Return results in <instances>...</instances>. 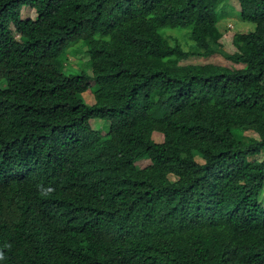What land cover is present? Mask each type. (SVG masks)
I'll use <instances>...</instances> for the list:
<instances>
[{
	"label": "trees",
	"instance_id": "obj_1",
	"mask_svg": "<svg viewBox=\"0 0 264 264\" xmlns=\"http://www.w3.org/2000/svg\"><path fill=\"white\" fill-rule=\"evenodd\" d=\"M226 1L0 0V264H264V0L234 52Z\"/></svg>",
	"mask_w": 264,
	"mask_h": 264
},
{
	"label": "rangeland",
	"instance_id": "obj_2",
	"mask_svg": "<svg viewBox=\"0 0 264 264\" xmlns=\"http://www.w3.org/2000/svg\"><path fill=\"white\" fill-rule=\"evenodd\" d=\"M36 15L37 12L34 8L29 7L27 5H23L22 16L24 18L27 17L34 18L36 17ZM219 25L221 31L223 32V37L221 41L223 43L226 52H234L236 50V47L233 43V37L236 33L248 31L255 27V24L253 22L244 20L241 17V5L239 0L226 1V3L223 6L222 17L219 21ZM165 33L173 38H177L186 48L195 45V41L191 38L190 30L188 29L166 30ZM82 44H83L82 41L74 44L66 51L65 55L62 57L64 60L67 59V56L70 57V59L69 60L67 59L65 62V65L67 66L66 72L68 73L78 72V71H82L83 69L86 70L88 73L92 72L89 66V53L87 51V45H82ZM208 62L227 65L230 66L231 68H239L243 66L242 64H238L232 60L227 59L224 55L220 53H216L208 58L191 56L182 61V63H208ZM95 89L96 87L94 88V90L91 89L83 94L86 102L89 104H93L95 102V95H94ZM92 125L95 129H103L104 131H108L110 128V122L101 118L92 119ZM156 133H159V135ZM161 134L162 133L160 132H155L154 137L156 139H159ZM245 135L246 136L252 135L255 137H259V135L253 130L246 131ZM198 160L201 162L204 161L200 155L198 156ZM150 162H151L150 158L147 155H143L137 160L136 164L139 168H142L148 165Z\"/></svg>",
	"mask_w": 264,
	"mask_h": 264
}]
</instances>
